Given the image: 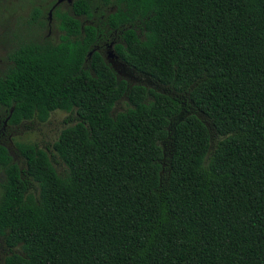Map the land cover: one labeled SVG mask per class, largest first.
Here are the masks:
<instances>
[{
  "label": "trees",
  "instance_id": "trees-1",
  "mask_svg": "<svg viewBox=\"0 0 264 264\" xmlns=\"http://www.w3.org/2000/svg\"><path fill=\"white\" fill-rule=\"evenodd\" d=\"M52 2L0 0V133L74 118L22 166L0 139L2 264H264V0H72L56 40Z\"/></svg>",
  "mask_w": 264,
  "mask_h": 264
},
{
  "label": "rangeland",
  "instance_id": "rangeland-1",
  "mask_svg": "<svg viewBox=\"0 0 264 264\" xmlns=\"http://www.w3.org/2000/svg\"><path fill=\"white\" fill-rule=\"evenodd\" d=\"M67 5L65 3H60L58 6V10H65ZM28 10L27 7H24L22 11L19 13H25ZM53 16V15H52ZM51 16V27L52 30L48 34V36L52 40L58 39V35L61 33L59 29L56 27V19ZM44 32V31H43ZM4 51V44L0 42V55ZM121 77L127 78L126 74H118ZM135 76L134 74H132ZM128 79V78H127ZM137 80V79H136ZM141 80V79H140ZM134 81V80H132ZM142 81V80H141ZM161 89V88H159ZM128 102L126 98H120L117 100L112 109L111 114L113 115L115 112L122 111L128 106ZM74 121L73 115L69 114L66 111L54 109L49 112L48 117L44 121H38L35 117L30 118L29 120H22L18 124H6L3 130L0 133V139L2 143L6 146L8 153L10 154L11 159L16 162L19 166L23 165V159L19 155L16 144H32L36 147L42 148L50 153L52 150L50 149L51 143L56 138L58 132L62 127L67 124H71ZM216 137L213 135L211 137V143L215 141ZM160 146L163 150V160L161 165L164 166L166 162V156H168L169 147L167 143L159 142ZM55 158V159H53ZM52 165L58 173H62L64 171V166L61 164L56 155H53ZM165 171L163 170L162 174L164 175ZM3 178V173L0 169V181ZM7 250L3 243L2 236L0 235V264H2L3 257L7 254Z\"/></svg>",
  "mask_w": 264,
  "mask_h": 264
},
{
  "label": "flooded vegetation",
  "instance_id": "flooded-vegetation-1",
  "mask_svg": "<svg viewBox=\"0 0 264 264\" xmlns=\"http://www.w3.org/2000/svg\"><path fill=\"white\" fill-rule=\"evenodd\" d=\"M63 2L65 3V5H67V8L65 9V10H67L68 9V5H70V3L72 2V0H61L58 3H56V0H53V2L51 3V5H49L45 9L44 12L46 13V15H45L46 26H45V29H42L44 31L43 33H45V34L48 35L51 32V30H52V27H51L52 11L55 8L58 9V6L60 5V3H63ZM113 9H114V7L111 6V5H105L103 7V11L105 13L111 12V11H113ZM80 18H81L82 22H89L86 18H84L82 16ZM113 33H114V37L110 41H108V42L102 41L100 43V45H96L95 49L100 52V54L105 59V61H107L108 64L111 65L117 71L118 74H124V73H126V71L124 69H122V68H120V67H118L117 65L114 64V61H115L114 60V56H117V55L114 53L113 45H115L116 43L119 42V36H118V34H116V32H113ZM6 120H7V117H5L4 120H3V123H4L3 125L4 126L7 124L6 123ZM16 124H18V123H16ZM13 125H15V124H13ZM4 126L2 127V130H3Z\"/></svg>",
  "mask_w": 264,
  "mask_h": 264
},
{
  "label": "water",
  "instance_id": "water-1",
  "mask_svg": "<svg viewBox=\"0 0 264 264\" xmlns=\"http://www.w3.org/2000/svg\"><path fill=\"white\" fill-rule=\"evenodd\" d=\"M61 0H56V3L60 2ZM50 13V12H49ZM90 54V52H88V55ZM114 64L117 65L118 67L124 69V70H128L127 67L125 66V64L121 63L118 59L117 56H114Z\"/></svg>",
  "mask_w": 264,
  "mask_h": 264
}]
</instances>
